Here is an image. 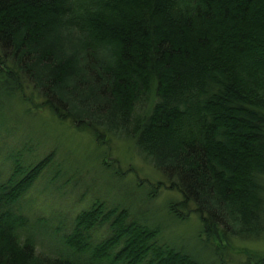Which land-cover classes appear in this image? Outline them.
Listing matches in <instances>:
<instances>
[{"label":"trees","instance_id":"obj_1","mask_svg":"<svg viewBox=\"0 0 264 264\" xmlns=\"http://www.w3.org/2000/svg\"><path fill=\"white\" fill-rule=\"evenodd\" d=\"M24 89L58 119L133 141L215 264L229 238L264 235V0H0V94ZM33 149L0 178V209L52 162ZM134 219L101 199L67 232L0 210V264H199ZM37 224L60 247L35 250Z\"/></svg>","mask_w":264,"mask_h":264},{"label":"rangeland","instance_id":"obj_2","mask_svg":"<svg viewBox=\"0 0 264 264\" xmlns=\"http://www.w3.org/2000/svg\"><path fill=\"white\" fill-rule=\"evenodd\" d=\"M24 92L12 98L0 94V178L6 177L12 162L25 156L21 151L26 147L34 148L37 156L52 151L53 158L15 202L1 204V211L44 219L67 232L79 211L101 199L124 207L138 222L157 226L160 241L187 252L199 264H215L209 251L212 241L206 245L204 237H198L201 228L196 215L190 213L178 220L167 212L168 202L178 199V194L157 185L163 176L137 151L133 141L118 134L98 138L91 129L77 128L45 107L34 106L39 99L34 95L27 98L32 93L29 89ZM150 190L156 191L153 198ZM178 210L184 213V209ZM49 225L37 224L30 229L37 238L35 250L60 247L44 231ZM105 233L103 225L92 234L99 237ZM221 250L225 264H252L248 257L264 254V235L254 240L229 238Z\"/></svg>","mask_w":264,"mask_h":264}]
</instances>
